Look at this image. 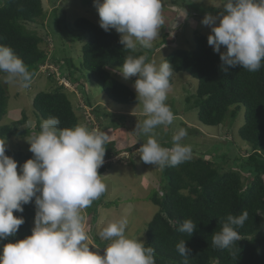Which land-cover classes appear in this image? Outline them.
Listing matches in <instances>:
<instances>
[{"label":"clouds","instance_id":"clouds-1","mask_svg":"<svg viewBox=\"0 0 264 264\" xmlns=\"http://www.w3.org/2000/svg\"><path fill=\"white\" fill-rule=\"evenodd\" d=\"M99 14V25L108 32L121 34L124 49L135 52L137 45L148 49L159 36L164 20L162 0H93ZM217 15L206 13L201 23L211 28L207 43L219 53L224 70L241 67L257 72L264 64V0H219ZM219 20V23H217ZM225 51H221V48ZM146 55H128L118 69L124 80L137 77L133 83L138 103L146 118L136 131L147 137L138 149L143 162L159 167H176L192 157V146L183 143L185 128L172 136V146L163 147L155 138V129L171 125L174 114L168 104L167 91L173 66L164 59L158 66ZM0 73L5 84H19L27 89L34 73L10 46L0 44ZM58 117L50 116L40 123V131L28 141L33 157L20 165L5 154V140H0V240L13 237L24 224L23 205L35 204L31 235L9 242L0 252V264H156L155 249L138 238L126 236L127 216L109 222L99 236L108 241L103 255L93 251L81 210L106 191L98 168L104 162L109 135L85 125L59 127ZM129 152V151H126ZM133 152V151H132ZM248 212L229 214L222 228L212 234V244L231 250L240 240L237 229L244 226ZM197 224L182 222L179 231L192 236ZM176 250L188 264L191 249L186 240Z\"/></svg>","mask_w":264,"mask_h":264},{"label":"trees","instance_id":"trees-1","mask_svg":"<svg viewBox=\"0 0 264 264\" xmlns=\"http://www.w3.org/2000/svg\"><path fill=\"white\" fill-rule=\"evenodd\" d=\"M181 1L186 6L192 5L190 0ZM206 11L217 15L222 8L210 6L203 13ZM44 15L43 0H0V44L14 50L34 73L33 78L50 56L41 46L43 38L27 29L26 25ZM74 26L71 43L82 42L88 37L81 48L82 70L88 71L92 80L102 86L114 102L137 104L135 90L111 69H119L128 55H146L148 58L149 50L140 45L135 52L124 49L119 42L120 33L113 29L105 32L87 17L77 18ZM68 37H71L70 33ZM207 37L196 31L192 49L176 48L167 54L165 59L174 68L170 85L174 84V75L178 72L188 73L197 79L196 93L187 101L189 107L198 109L199 120L206 125L219 126L227 119L234 124L244 110V123L239 135L251 146L249 155L240 163L242 171L247 173L246 180L241 172L224 170L223 164L205 156L191 157L176 167H161L160 191L151 196L159 210L148 223L145 244L155 249L156 264H183L184 257L176 250L181 239L186 240V246L191 249L188 264H264V66L257 72H249L239 66L227 67L225 71L219 53L208 45ZM168 39H171L170 34L165 31L164 42ZM62 60L66 68H70L63 69V74L77 82L78 78H74L72 71L75 68L73 58L63 56ZM146 62H150L149 58ZM9 99L7 86L0 83V140L33 136L40 131L41 121L50 116L59 118L61 128L80 122L63 84L35 95L33 107L38 117L35 129L22 128L29 119L26 113L12 124H2L8 113ZM88 103L92 105L90 100ZM162 146L167 147V144ZM5 154L16 161L33 157V154L9 149ZM23 207V213H14L23 216L25 222L15 236L1 240L4 245L31 235L34 199ZM242 211L248 212V219L243 227L237 229L240 240L231 250L215 248L212 234L221 230L229 214L239 215ZM186 219L197 224L192 236L179 231ZM97 241L101 247L107 246L99 238Z\"/></svg>","mask_w":264,"mask_h":264},{"label":"rangeland","instance_id":"rangeland-1","mask_svg":"<svg viewBox=\"0 0 264 264\" xmlns=\"http://www.w3.org/2000/svg\"><path fill=\"white\" fill-rule=\"evenodd\" d=\"M190 1L192 5L186 6L181 0H162L161 15L164 23L160 27L159 36L152 41V47L148 48L150 62L154 60L158 66L172 50L192 49L196 31L205 35L211 33V28L201 23L205 14L211 12L203 11L210 6L216 9L215 5L219 0ZM43 4L45 15L36 22L28 23L26 27L43 38L41 46L50 58L27 89L16 83L5 84V74L0 73V83L7 86L10 96L8 113L2 124H12L26 113L29 119L22 128L35 129L38 120L33 107L35 95L40 91L54 90L63 84L80 118L79 124L85 125L89 130H103L109 135V140L104 145V162L98 168V173L103 175L101 179L106 184V191L90 207L81 210L88 235L85 242L91 245L93 251L103 255L104 249L98 244L97 238L104 243L109 242L99 236L100 231L109 222L127 216L129 222L126 236L146 243L148 223L159 210L151 196L160 191L162 171L159 166L143 162L138 151L147 139L143 133L136 131L138 122L146 118L143 105L114 102L102 86L92 80L89 72L81 68V48L88 37L82 42L71 43L74 22L79 17H87L99 24L100 17L93 0H43ZM165 31L171 38L167 42H164ZM68 33L71 37H68ZM221 51L225 49L222 47ZM63 56L73 58L75 68L72 71L75 73L74 78H78L77 82L63 74L69 68H66ZM111 71L134 89L133 83L137 77L124 80L118 69ZM197 85V79L188 73L178 72L174 75V84L170 85L166 100L174 114V120L171 125L158 126L155 129V138L161 145L167 144V147H171L172 136L179 128H185L187 136L182 142L192 146V157L205 156L206 159L223 164L224 170L241 172L246 180L247 173L242 171L240 163L249 155L251 146L239 135V129L244 123V110L234 124H231L230 119L219 126L202 123L198 109L189 107L190 103L187 101L188 97L196 93ZM89 100L92 105L88 103ZM31 137L13 136L5 140V148L32 154L27 141ZM130 150L133 152H126ZM28 159L24 157L17 161L18 172L20 165ZM3 246L0 240V252Z\"/></svg>","mask_w":264,"mask_h":264}]
</instances>
